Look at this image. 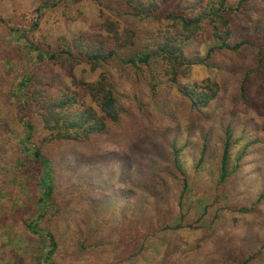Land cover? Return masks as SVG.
Masks as SVG:
<instances>
[{"label":"rangeland","instance_id":"obj_1","mask_svg":"<svg viewBox=\"0 0 264 264\" xmlns=\"http://www.w3.org/2000/svg\"><path fill=\"white\" fill-rule=\"evenodd\" d=\"M133 1L155 2L158 15L135 17L127 0H0V257L40 247L26 226L41 210L55 264H264V0ZM220 7L185 47L205 65L183 70L177 84L156 56L126 62L153 49L169 11L194 17ZM217 30L228 31L230 45L245 44L214 49ZM67 47L74 56L59 52ZM102 49L116 51L113 61L89 62ZM28 70L83 96L106 133L50 143L41 115L16 91ZM98 81L113 90L117 122L84 96ZM184 88L213 98L193 106ZM226 142L240 167L221 182ZM47 172L50 210L38 201Z\"/></svg>","mask_w":264,"mask_h":264},{"label":"trees","instance_id":"obj_2","mask_svg":"<svg viewBox=\"0 0 264 264\" xmlns=\"http://www.w3.org/2000/svg\"><path fill=\"white\" fill-rule=\"evenodd\" d=\"M163 1L169 2L170 0ZM225 1L226 0L221 1V7H223ZM127 2L132 10H134L132 15L135 17L153 19L158 15L155 12L157 9L155 2H148L147 4H135L133 0H127ZM221 7L217 10H209L207 12L203 9L202 12H197L194 17H192V14L189 16L188 14H176L169 11L163 17L164 20L169 23V26L165 31H159L157 33V41L155 42L153 49L147 53L140 50L139 52L132 54L126 62L133 66H136L137 64L147 65L150 59L153 56H156L154 60L159 58L162 59V62L165 63V73L170 77L172 83L177 84L179 75L183 70H188L197 65H205L204 59H194L187 56L185 47L187 41L189 40L190 42L193 35L200 30V23L204 18H210L212 21L217 20L216 17L222 11ZM201 8L202 6H200V9ZM218 31L219 30L212 33V36L216 40L214 49H227L236 52L245 44V42H240L230 45L227 40L228 31L225 33H219ZM170 32H173V34ZM136 36V32L129 36L130 42L125 43L126 47L134 43ZM114 38L116 40L120 39L118 34H116ZM27 48L30 51L38 52L41 59L44 58V55L46 54L43 49L40 50V48L33 47L30 44ZM91 49H97L96 45H93ZM59 52L66 54L68 57L74 56L69 47L62 49ZM90 53L91 54L87 55L89 62L99 65L112 62L116 56L115 50L105 51L102 49ZM260 53V56L264 59V50ZM56 56L57 53H54L51 54L49 58L53 60ZM24 76L25 77L20 80L16 91L18 92L19 97H23L22 106H31L41 115L43 127L50 133V140L52 141L50 143L61 141H82L87 140L92 136H103L104 133H106L105 121L100 119L98 114L86 104L83 96L66 89L55 90L52 84L46 81L43 82L44 80L42 81L39 78L35 70H28ZM188 90L187 88H184L181 93L188 98L193 106L202 104L201 101L207 103L213 98L212 95L204 92L198 94L195 93L194 90ZM84 96L89 97V100H93V104H95L98 110L110 121H118L119 116L116 111L112 88L107 87L98 81L94 84L87 85ZM27 128L30 130L32 129V127L28 125ZM228 145L227 142L224 144L223 152L219 161L221 182L226 181L240 167V164L237 162H232ZM172 148L175 149V146ZM33 154L36 161H40L43 168H46L48 161L44 160L37 150H34ZM242 157L243 156H238L237 160L240 161ZM175 165L173 164L175 170L178 171L179 167L177 162H175ZM43 179L39 181L41 193L38 201L39 204H42L40 205L42 206L41 208L50 210L52 206L51 199L54 186L51 185V178L48 172L44 174ZM185 186L186 184L184 183L183 187ZM117 195L122 199V192L119 191ZM39 211L37 219H35L34 222L32 221L27 224L26 231L42 241L40 247L36 246L37 248H27L24 251L26 255L18 254L17 252H14V248H11L5 257H0V264H31L36 263L37 260V264H55L54 254L57 250V243L52 232L39 228L38 221L42 218L41 210ZM33 255L36 256L33 257Z\"/></svg>","mask_w":264,"mask_h":264}]
</instances>
